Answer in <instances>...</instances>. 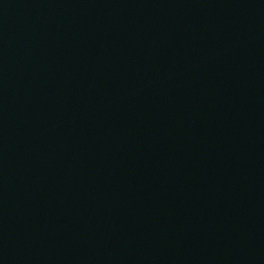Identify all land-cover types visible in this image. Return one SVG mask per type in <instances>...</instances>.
<instances>
[{
    "label": "water",
    "instance_id": "1",
    "mask_svg": "<svg viewBox=\"0 0 264 264\" xmlns=\"http://www.w3.org/2000/svg\"><path fill=\"white\" fill-rule=\"evenodd\" d=\"M0 264H264V0H0Z\"/></svg>",
    "mask_w": 264,
    "mask_h": 264
}]
</instances>
